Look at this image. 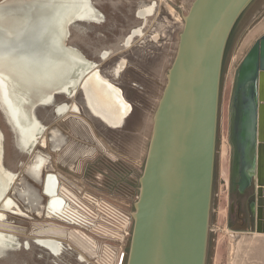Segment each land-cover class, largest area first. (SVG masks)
Instances as JSON below:
<instances>
[{
    "label": "rangeland",
    "instance_id": "obj_1",
    "mask_svg": "<svg viewBox=\"0 0 264 264\" xmlns=\"http://www.w3.org/2000/svg\"><path fill=\"white\" fill-rule=\"evenodd\" d=\"M92 1L105 14L107 23L71 26V37L66 44L100 64L99 53L102 50L120 52V57L130 58L128 72L115 81L122 84L120 87L135 111L121 129L111 131L89 115L80 94L70 100L61 96L57 98L58 103L75 102L81 112L59 116L52 108H38V118L48 127L45 134L47 148L39 144L31 154L18 146L0 111V129L5 135V167L19 175L8 197L24 212L15 215L0 207V215L5 216V220L0 219V232L17 236L21 244L20 249L1 255L0 264H87V260L95 263L92 255L74 243L69 234L71 231H79L81 236L89 238L95 245V254L100 258L112 257V264H117L120 254L124 253V257L128 254L134 203L139 196V180L153 132L154 112L178 51L184 17L194 0ZM150 1L162 4L158 12L162 13L168 24H172V46L156 47L159 51L155 53L140 49L136 43L128 50L123 48L121 43L129 28L140 24L134 18V13L149 5ZM16 2L18 0H0V9L7 10ZM158 32L165 34L164 25ZM231 32L225 47L220 79L206 264H264V234L255 233V216L248 207L253 201L254 191L249 190V197H240L237 192L230 191L232 146L229 143V109L234 88L232 79L243 57L264 35V0H253L240 14ZM133 81L139 86H133ZM37 154L48 159L47 174L57 175L61 185L77 197L81 207L79 212L91 224L86 227L70 225L47 216L44 207L48 199L42 194L41 184L35 182L28 171ZM47 229L57 231L54 235L56 240L68 248L59 257H53L35 244L37 239L43 238L42 231ZM26 242L30 243L29 248H25ZM81 255L85 260H79Z\"/></svg>",
    "mask_w": 264,
    "mask_h": 264
},
{
    "label": "water",
    "instance_id": "obj_2",
    "mask_svg": "<svg viewBox=\"0 0 264 264\" xmlns=\"http://www.w3.org/2000/svg\"><path fill=\"white\" fill-rule=\"evenodd\" d=\"M252 1L194 0L184 17L178 51L154 112L126 264H206L222 62L231 31ZM240 64L229 109L231 174L240 176L242 192L253 183L250 207L255 233L262 235L264 35ZM119 118L116 128L126 120Z\"/></svg>",
    "mask_w": 264,
    "mask_h": 264
},
{
    "label": "bare ground",
    "instance_id": "obj_3",
    "mask_svg": "<svg viewBox=\"0 0 264 264\" xmlns=\"http://www.w3.org/2000/svg\"><path fill=\"white\" fill-rule=\"evenodd\" d=\"M99 19L89 0H18L13 7L0 9V106L17 132L22 150L30 152L46 129L36 119L34 109L54 105L59 94L71 98L78 88L84 91L90 109L103 116L109 126L116 128L119 117L127 118L131 107L121 90L95 71L81 52L66 44L72 24ZM67 110L68 106L59 108L58 114L64 115ZM1 140L0 133V207L15 215L24 214L8 197L17 174L9 172L2 163ZM47 161L44 155H38L29 173L38 178ZM46 184L47 194L51 196L47 206L49 215H57L66 222L72 218V223L79 224L76 219L80 220L81 216L57 193V177L49 176ZM0 219L5 220V216L0 215ZM74 242L86 249L83 241L76 238ZM35 243L47 248L54 257L61 255L64 245L52 239H37ZM25 245L29 247V242ZM20 247L17 236L0 232V256Z\"/></svg>",
    "mask_w": 264,
    "mask_h": 264
},
{
    "label": "flooded vegetation",
    "instance_id": "obj_4",
    "mask_svg": "<svg viewBox=\"0 0 264 264\" xmlns=\"http://www.w3.org/2000/svg\"><path fill=\"white\" fill-rule=\"evenodd\" d=\"M150 4L149 5H146L144 8L142 9H138L136 10V12L134 13V18L139 21V25H135V26H131L129 28V31L127 33V35L124 37V40L123 42L121 43V46L125 49H130L131 47H133L136 44L139 45V48L140 49H144L145 51H148V52H152V53H155V52H158L159 50H156V47H160L161 49L165 46L167 47L168 45H171L172 46V24L169 23L165 20V18L162 17V13L161 12H158V9L161 10L160 8H162V4L159 5V3H157L156 1H150L149 2ZM89 4H91V7H93L97 12H98V15L100 16V19L99 21H94V22H79L77 24H82V23H85V24H95V25H98V24H104V23H107V18L105 16V14L99 10V8L96 6V4H94V2L92 0H89ZM155 7V8H154ZM153 14V15H152ZM171 15V13H169ZM74 24H72L71 26H73ZM161 25H164V30H165V34H160V32H158V30L160 29ZM71 26H70V29H69V37L68 39L71 37ZM122 27H125V25H122ZM141 28V29H140ZM139 30V31H137ZM142 31V33H141ZM139 32V33H138ZM138 35V36H137ZM128 39V40H127ZM131 40V41H130ZM133 42V43H132ZM129 43V44H128ZM69 46V45H67ZM71 48H74L72 46H69ZM76 49V48H74ZM77 50V49H76ZM78 51V50H77ZM107 53V54H106ZM83 54V53H82ZM104 54V55H103ZM106 54V55H105ZM118 54H120V52L118 53H115L113 51H107V50H102L100 51L99 53V59L101 60V64L100 63H96L94 61H91L89 59H87L88 61H90L93 65H94V68H95V71H98L101 76H103L105 79H107L110 83H112L114 86H119L118 88L121 90V93H122V97L123 99H125V101L130 105L131 109H130V112L128 113V116L127 118L132 115V113L135 111V107L133 106L132 103H129V100L126 99V95H125V91L122 87V84L118 81H115V80H119L122 75H125V73L128 72L130 66H129V59H124L122 57H120ZM84 55V54H83ZM85 56V55H84ZM86 57V56H85ZM87 58V57H86ZM107 58V59H106ZM113 59L112 63L108 64L107 62L109 60ZM106 64H103L105 63ZM125 62V63H123ZM119 69V70H117ZM124 69V70H123ZM91 72V71H89ZM88 72V73H89ZM90 74V73H89ZM133 83V86H139V83H137L136 81L132 82ZM81 95V98L83 100V103H84V106L85 108L87 109L88 113L90 116H92L95 120H97L99 123H102L107 129L111 130V131H116L118 129H121L122 127L120 128H114V127H111L109 126L108 124L106 125L102 120L101 118H99L100 116L95 114L88 106V101L86 100V96L84 94V91H82L81 88H78L75 92V94L69 98L67 95L65 94H59L56 96L54 102L55 104L50 106V107H47V108H52L54 110V113L59 115L58 114V110L59 108H65V106H68V110L65 114H68L69 112H75V113H80L81 112V109L80 107L74 102V103H58V99L59 97L63 96V97H66L67 99H74L76 98V96L78 95ZM72 105V106H71ZM42 106H38L34 109V114H36V119L38 118L37 116V109L38 108H41ZM78 109V110H77ZM0 111L2 112V114L4 115L6 121H7V124L12 132V134L14 135L15 139H16V142L18 143V134L17 132L15 131V129L13 128V126L9 123L8 119L6 118L5 116V113L4 111L2 110L1 106H0ZM64 114V115H65ZM60 116V115H59ZM62 116V115H61ZM126 118V119H127ZM39 119V118H38ZM40 120V119H39ZM41 122V120H40ZM42 123V122H41ZM43 124V123H42ZM46 129H44L43 133L41 134V136L39 137L38 141H37V144L35 146V148L40 144V146L42 148H47V137L45 136L47 130H48V127L43 124ZM117 127V126H116ZM0 133L2 135V140H1V147H2V163L5 165V147H4V144H5V135L4 133L2 132V130L0 129ZM43 144V145H42ZM34 148V150H35ZM33 151H25L27 154H31L34 152ZM38 155H41V154H37L35 156V160L37 158ZM34 160V161H35ZM48 160V159H47ZM33 161V162H34ZM32 162V163H33ZM31 163V164H32ZM30 164V165H31ZM47 164H48V161L47 163L43 166L44 169L41 170L40 174H39V177L38 178H34L35 182H38L41 184L42 186V194L45 198H47V203L44 207V209L46 210L47 212V216H49V218H52V219H56V220H59V221H63L61 219L58 218L57 215H55L54 217H51L49 215V211H48V207L49 206V203H50V200H51V196L47 194V191H46V188H47V180H48V177L53 175V176H56L57 177V193L59 196H62L66 199L67 203L69 205H74V203H79V200L77 199L76 196H74L71 192H69L64 186L61 185L60 183V180H59V177L55 174H52V173H48L47 174ZM30 165L28 166V171H29V168H30ZM6 168V167H5ZM9 172H12L10 171L8 168H6ZM14 173V172H12ZM14 174H17V173H14ZM31 174V173H30ZM18 174H17V178L14 182V184L16 183L17 179H18ZM230 176H231V183H230V191L232 193H235L237 192L240 197H245V196H248V192H250L249 190L251 189L252 191H254V186H253V183L246 187L244 192L240 191V187L238 185V182L240 181V176L235 174V175H232L230 173ZM14 186V185H13ZM61 187V188H60ZM13 188V187H12ZM69 193V194H68ZM255 201V191H254V194H253V201ZM249 203V206L251 205V203ZM250 210L252 212V208L250 207ZM83 211L85 212V208H83ZM69 214H71V212L69 211L68 212ZM253 213V212H252ZM18 215V214H16ZM72 215V214H71ZM130 220V219H129ZM77 222H79V224L77 223H72L73 222V219L72 218H67V223L70 224V225H77V226H87V224H91L90 221L88 220L87 217H81L80 220L79 219H76ZM66 222V221H64ZM72 233L69 232L70 235H72V237H74V233L73 231H71ZM57 234V231H55L54 229H47L45 231H42V237L43 238H40V239H44V240H48L47 237H52V238H55L54 235ZM58 234L61 235L60 233V230H58ZM46 236V238H45ZM63 236V234H62ZM52 240H56L55 239H52ZM75 243V242H74ZM36 244V243H35ZM64 244V243H63ZM85 244V247H86V243L84 242ZM37 245V244H36ZM25 248H29L27 247L25 244H24ZM29 246H30V243H29ZM39 246V245H38ZM41 247L42 249L46 250L47 252H49V254L51 255L50 251L45 248V247H42V246H39ZM68 248L63 245V249H62V252H61V255L67 250ZM60 255V256H61ZM53 256V255H52ZM125 255L123 254L122 257V260H121V263L124 264V261H125ZM54 257V256H53Z\"/></svg>",
    "mask_w": 264,
    "mask_h": 264
},
{
    "label": "crops",
    "instance_id": "obj_5",
    "mask_svg": "<svg viewBox=\"0 0 264 264\" xmlns=\"http://www.w3.org/2000/svg\"><path fill=\"white\" fill-rule=\"evenodd\" d=\"M244 58V57H243ZM242 62V61H241ZM241 65V64H240ZM238 70V69H237ZM237 72V71H236ZM235 75H236V73L234 74V76H233V81H232V84H233V86H234V84H235ZM73 209V211H76L77 212V214H79L81 217H84V215H82L79 211H80V205L79 204H75L74 203V205H72L71 206ZM77 207L79 208L78 210H77ZM94 224H92V226H93ZM81 232H79V231H77V233H74V240L77 238V239H79L80 241H83V242H85L86 243V249H84L85 251H86V253L88 252L90 255H92L93 257V259H94V261H95V263H93V264H112V262H113V258L112 257H108V258H100L99 256H97L96 254H95V245H94V243L89 239V238H84L83 236H81V234H80ZM88 247V248H87ZM124 253H122V254H120V256H119V259H118V261H117V264H121V260H122V255H123ZM95 255V256H94ZM99 259V260H96V259ZM85 260L84 258H83V256L81 255V258L79 259V260ZM93 259H91V260H93ZM81 260V261H82ZM84 262V261H83ZM86 262V261H85ZM87 264H91V262L90 261H88L87 260Z\"/></svg>",
    "mask_w": 264,
    "mask_h": 264
},
{
    "label": "trees",
    "instance_id": "obj_6",
    "mask_svg": "<svg viewBox=\"0 0 264 264\" xmlns=\"http://www.w3.org/2000/svg\"><path fill=\"white\" fill-rule=\"evenodd\" d=\"M126 262H127V256L125 257V261H124V264H126Z\"/></svg>",
    "mask_w": 264,
    "mask_h": 264
},
{
    "label": "built area",
    "instance_id": "obj_7",
    "mask_svg": "<svg viewBox=\"0 0 264 264\" xmlns=\"http://www.w3.org/2000/svg\"><path fill=\"white\" fill-rule=\"evenodd\" d=\"M130 234V233H129ZM127 235H128V233H127Z\"/></svg>",
    "mask_w": 264,
    "mask_h": 264
}]
</instances>
